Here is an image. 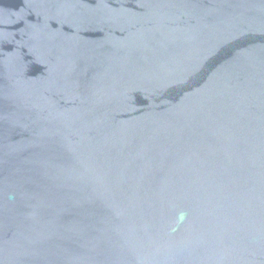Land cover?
Wrapping results in <instances>:
<instances>
[{"label":"water","instance_id":"water-1","mask_svg":"<svg viewBox=\"0 0 264 264\" xmlns=\"http://www.w3.org/2000/svg\"><path fill=\"white\" fill-rule=\"evenodd\" d=\"M0 264H264V0H0Z\"/></svg>","mask_w":264,"mask_h":264}]
</instances>
